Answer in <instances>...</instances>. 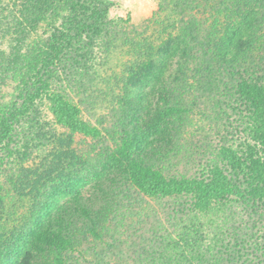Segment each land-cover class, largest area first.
Segmentation results:
<instances>
[{
  "label": "rangeland",
  "instance_id": "1",
  "mask_svg": "<svg viewBox=\"0 0 264 264\" xmlns=\"http://www.w3.org/2000/svg\"><path fill=\"white\" fill-rule=\"evenodd\" d=\"M25 1L0 0V235L4 234L0 264H20L27 255L31 264H57L55 247L43 243L39 234L51 235L59 223L65 224L63 235L72 242L71 249L60 255L63 264H119L120 258L107 252L109 233L115 240L120 237L121 254L129 255L128 264H136L141 246L148 247L146 251L162 245L157 241L162 235L169 239L168 234L182 248L181 254L175 250L176 260L181 264V255L183 264H188L193 258L183 239L201 229L209 209L221 217L217 229L208 227L212 230L208 242L219 254L221 247L229 246V251L245 255L250 246L252 251L262 242L263 203L244 196L246 184L240 181L246 174L237 172L229 161L247 159V148L238 152L241 136L235 135L234 127L239 121L228 108L231 92L219 77L200 93L188 90L194 85L190 79L188 87L170 94L158 91L155 80L131 87L115 67L114 72L99 68V54L87 58V75L80 73L83 57L68 65L60 55L50 84L40 92L38 79L49 59V26L61 27L66 21L76 26L86 20V7L107 6L109 23L103 39H116L114 44L119 46L122 33L140 28L163 0H83L71 9L60 3L56 15H43L45 21L38 22L34 32L23 31L30 18ZM205 14L209 16L207 10ZM200 15L205 17L203 12ZM214 19H204L198 40L206 36ZM62 34L58 35L62 46L74 39L70 32ZM211 43L216 46L213 52H220L216 41ZM258 52L250 56L264 61V50ZM237 68L239 64L229 73L236 76ZM55 100L76 110L75 122H57L52 112ZM172 101L186 108L188 123L179 126L173 121ZM254 130L247 145L264 167V131ZM133 162L160 172L165 179L209 181L221 171L239 189L215 201L212 209L193 195L157 200L134 187L127 175ZM175 212L177 218L171 216ZM123 215L129 218L128 226L116 231L113 223Z\"/></svg>",
  "mask_w": 264,
  "mask_h": 264
},
{
  "label": "trees",
  "instance_id": "2",
  "mask_svg": "<svg viewBox=\"0 0 264 264\" xmlns=\"http://www.w3.org/2000/svg\"><path fill=\"white\" fill-rule=\"evenodd\" d=\"M231 1L234 2L233 5L228 3ZM25 2L30 18L26 26H23V31L28 29L34 32L39 26L37 23L43 22L44 16L54 17L56 15L54 11L58 12L60 3L71 9L76 6L77 2L81 3L83 0H26ZM213 2L215 0H163L154 16L140 28H133L131 31L122 33L119 46L114 44L116 39L113 42H105L103 39V33L109 23L106 21L105 14L107 6L103 9H99L97 5L92 8L86 7V13L88 12L86 20L78 22L76 26L71 25L72 21H66L61 27L52 26L50 28L49 26L48 29H51L49 59L46 65H43L38 79L40 87L42 86L40 92H43L50 84L54 73L52 69L58 67L60 55L65 58L64 61L68 65L77 63L76 60L83 57L80 73L87 75L90 73L89 65L86 63L87 58L96 57L99 54V68L114 72L112 68L115 67L123 74L125 83L131 87L140 86L145 82L151 85L152 80H155L158 84V91H167L170 94L188 87L190 79L194 81V85L188 90L192 94L200 93L203 89L211 87L219 77V82L222 80L231 92L227 100L229 101L228 108L235 112L237 122L239 121L234 127L235 135L241 136L238 152L241 153L243 147L247 148V159L237 158V154L233 153V157L236 158L234 161H229L237 172L246 174L240 181L246 184L242 190L244 196L253 202L261 201L264 205V167L257 159L258 156L253 154V149L247 145L248 139L253 134L251 131L253 132L256 128L261 130L259 132L264 131V61L250 56L259 54L258 49L264 50V0H218L216 5L210 7L209 4ZM82 8L84 9L83 6ZM206 10L209 16H206ZM201 12L204 18L201 17ZM211 17L215 19L209 24L206 36L198 40L197 35L204 31V19L207 21ZM59 29L62 31L59 32ZM67 32H70L68 36L74 39L72 41L67 39L62 46L58 35L62 36V33L67 34ZM213 41L219 45L220 52H213L216 48L211 43ZM114 49L121 51L117 50L118 54L112 56ZM96 50H98L97 53H95ZM113 59H116L115 62ZM236 64H239L240 68L236 69V76L231 75L229 72L233 71L232 68H235ZM91 70L95 71L94 68ZM60 101H53L52 112L58 123L70 125L72 121L75 122L76 110ZM169 108L173 121L177 125L181 126L191 120L188 114L185 115L186 108L182 103L172 101ZM160 120L164 121V119ZM262 135L264 136V133ZM261 139V143L264 144V137ZM127 169V175L131 178L134 187L144 195L155 197L157 200L193 195L201 204L212 209L216 206L215 201L225 200L226 196H230L239 189L235 185L237 182L230 184L229 179L221 171L214 173L209 181H187L176 178L165 179L160 172L136 162L129 164ZM152 214L149 215L152 216ZM175 215L177 213L171 214L173 218H177ZM124 217L125 215L117 217L112 228L117 231V229L122 230L128 226L129 218ZM220 218L209 209L207 221L201 223V229L198 227L190 237L180 238L183 239L184 248L193 258L191 261L187 260L188 264H223L224 259L225 264H264V236H260L263 241H258L252 251L250 246V250L245 255L229 251V246L221 247L220 254L212 249L211 242H208L212 231L210 228L215 226L214 229H217L221 224ZM4 220L6 222L7 218ZM63 229H66L65 224L59 223L51 235L47 233L44 237L41 232L39 234L43 243L55 247L53 252L57 256L55 258H58L57 264H63L60 255L72 247L71 239L64 237ZM109 230L113 233L111 228ZM219 232L220 236L223 235L222 231ZM185 235L187 234H182L180 237ZM3 237L4 234L1 233L0 238ZM114 237V234L109 233L107 252L110 257H119L121 260L119 264H128L129 255L121 254L124 251L119 246L122 244V242L119 243L120 237L116 240ZM167 237L169 239L162 235L157 241L162 245H152L150 250L145 251L148 247L141 246L139 249L142 251L140 250L135 260L136 264H146L147 260L144 259H151L150 264H180L176 260L175 250H179L181 254L182 248L179 247L178 241L170 238L169 234ZM180 260H182L181 264L186 262L181 255ZM31 263V257L27 255L20 264Z\"/></svg>",
  "mask_w": 264,
  "mask_h": 264
}]
</instances>
